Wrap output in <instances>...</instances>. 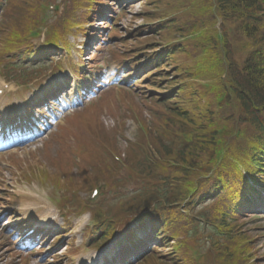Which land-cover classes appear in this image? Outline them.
I'll return each instance as SVG.
<instances>
[{"label":"trees","instance_id":"obj_1","mask_svg":"<svg viewBox=\"0 0 264 264\" xmlns=\"http://www.w3.org/2000/svg\"><path fill=\"white\" fill-rule=\"evenodd\" d=\"M44 1L54 2L0 0V61L16 51L27 59L32 48L27 35ZM60 1L62 10L47 36L52 44L67 42L75 29L84 32V24L95 16L93 4L104 2ZM145 1L146 21L170 20L158 29L162 36L119 40L126 56L194 35L158 51L149 62L147 87L158 94L138 97L134 86L125 90L126 115L137 114L147 136L138 132L136 141L122 150L106 136L98 113L86 115L79 120L92 138L81 161H75L72 151L63 153L56 172L45 175L59 182L62 171L66 182L80 189L104 182L116 192V213L111 218L98 213L107 241L129 218L158 220L163 239L141 264H254L261 254L244 217L254 191L248 176L264 188V0ZM118 35L114 30L112 37ZM113 54L124 57L119 50ZM161 65L173 72H160ZM112 149L124 154L123 165L113 161ZM121 188L132 191L122 193ZM77 208L93 210L83 202ZM199 244L205 255L196 262L189 247ZM161 249L170 256L159 257Z\"/></svg>","mask_w":264,"mask_h":264},{"label":"rangeland","instance_id":"obj_2","mask_svg":"<svg viewBox=\"0 0 264 264\" xmlns=\"http://www.w3.org/2000/svg\"><path fill=\"white\" fill-rule=\"evenodd\" d=\"M102 8L105 10L104 19H107L109 16L114 17V11L116 14H119L120 12L122 13L123 11L122 19H119L117 24L112 26V28L119 29V33L123 36L121 38H124V36H132L130 33L133 31H141L142 36H150L156 28L155 21H151L147 24L144 23L142 14L146 10V6L144 3L142 4L140 0L136 2L128 0H108L106 4L102 5ZM149 8L154 10L153 7ZM99 20H101V18H99V15H96L95 19H93V23L86 25L85 28L87 32L78 35L75 43L76 49H74L71 58L75 62H77V59H80L85 69L88 68L90 62V64L94 62L92 68L106 72L103 75L104 83L102 82L99 87L94 85L96 87L94 89L96 92L92 96H89V99L85 100L84 97L78 96L81 104L72 103L77 92L71 90L70 92H66L64 97L60 100L61 105L60 103H56L55 106L46 107L44 109L37 107L36 110H40V112L38 113L35 110L32 113L36 114L39 122L34 124L42 126L43 133L39 134L38 138L35 140L27 142L23 140V142H20V147L6 150L0 154V264H95L104 257L107 252L109 253L113 245L115 246L124 241L123 234H118L116 241L107 249L101 251L93 250L94 244L92 243V240L89 239L87 233L84 234L90 220L89 217L84 216L82 218L73 219L68 227L58 214L57 199L54 198V196L57 197V195L52 194L51 188L39 187L37 184H27L24 177L25 174L30 172V166L34 169L44 170L51 173L56 168L53 164L59 163L63 153L74 149L76 144L86 145L89 143L92 136L87 131V126L83 122L82 124L81 122H69L68 119L70 116L78 113L82 115V113L86 111V108L84 109V104L86 103H90L87 112L90 116L93 113H96L95 107L99 108V106H103V104L101 105V102L109 97L108 92L116 89L115 84L117 85L118 83V81H116V83L113 84V82L110 81V72L114 71L117 73L119 79H122L123 77L126 85L132 86L135 84L138 88L137 94L139 95L156 94L151 92L147 87L148 81L144 77L145 74H137L140 71H144L146 68L144 65H141V68L136 65L132 66L133 68L130 70L127 63L132 61L128 58L126 61L125 59L117 61L112 59L113 50L124 52L125 49L123 45L115 46V44L119 42L118 38H107L108 33L111 32V30H109L110 25L105 29H102V22L97 23ZM98 34L103 36V40L100 41L98 48L90 55V60L88 57L84 56H82L83 58H80L78 53L80 51L79 46L83 48L86 46V43L89 42V45H92V40L97 43ZM72 40L73 39L71 38V41ZM40 41H42V38L37 40L36 44H39ZM89 50H92L91 46L87 48V51ZM144 56H146V54L140 55L135 58V60L140 61ZM59 58L60 56L55 55L53 59L58 60ZM145 62L146 61L144 60L142 64H145ZM45 64V61H29L27 64L16 65V63H14L11 68L4 69V72L0 74V84L4 81L3 77L5 76L10 78L6 81L13 84L14 87L11 93L0 100L1 116L12 117L23 113L28 102L36 95V93H42L46 88L49 89L53 87V85H58L61 80L66 81V84H68V80L78 82V79L68 72H66L65 75H53L48 72L37 77V80L35 81H31L30 78H27L31 77V72L36 69V66L41 67ZM22 65L23 67H21ZM95 65L97 67H95ZM63 66L66 69L69 68L67 62H65V65ZM161 71L166 75L171 74V69L167 66L162 67ZM131 72H134V74ZM86 74H88L86 77L87 79L93 78L96 84H100L99 79L101 76H99L98 72L93 71L90 74L88 71ZM94 75L95 79L93 77ZM18 76H24V78L17 80ZM98 76L100 78H98ZM114 78L115 76L113 79ZM19 83L25 85L28 83L31 88H18L17 85H19ZM163 86V93L165 94L168 92L169 88L166 87V83H163ZM101 93H103L102 98L99 97ZM64 100H67V102H69L70 105H73V107L68 108ZM120 100L122 102H120ZM127 101H129V98L127 97V100H125L122 95L118 100L120 103H112V105L107 106L109 113L104 107L99 109V117L106 128L109 139L115 138L118 134V138L123 144H125L126 139L132 141L139 130V123H137V120L126 115L125 102ZM56 110H59V113H55L57 112ZM44 113H50L53 119L50 121L48 118H45ZM145 115L147 116V114ZM123 125L125 126L122 130L123 134H120L119 132L116 133L115 129H118L119 126ZM5 144L8 143L4 141L0 142V146ZM64 144L68 147H64ZM13 158L19 159L23 167L14 164L12 162ZM21 188H23L22 190L24 191V194L29 195L28 198H17L12 195L13 190H20ZM83 196L85 198L90 197L89 194H83ZM45 197H48L49 202L53 205L55 204L56 208H52L47 212L42 208L37 210L38 213L29 210V215L43 223H48L53 228L52 232L46 231V236L39 244V247L25 246L22 242H27L22 239V237L15 239V237L18 236V231L23 229L27 224L23 223L21 220L23 216L21 208L26 207L23 201L32 204L38 203L41 205V203L45 204ZM8 218H11L9 222L7 221ZM251 222V227H255L257 223H261L263 225L262 230L264 231V215H262L260 219L251 220ZM73 240L75 241V247L79 248L77 253L70 252ZM262 260H264V257Z\"/></svg>","mask_w":264,"mask_h":264}]
</instances>
